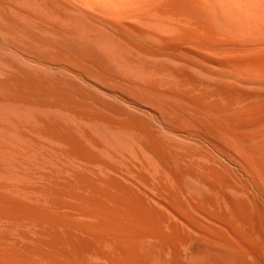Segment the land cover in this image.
<instances>
[{
  "label": "bare ground",
  "instance_id": "obj_1",
  "mask_svg": "<svg viewBox=\"0 0 264 264\" xmlns=\"http://www.w3.org/2000/svg\"><path fill=\"white\" fill-rule=\"evenodd\" d=\"M181 2L116 26L144 55L192 46L264 62V0ZM9 7L0 0V264H75L77 231L86 264H264V125L160 90L101 34L22 24Z\"/></svg>",
  "mask_w": 264,
  "mask_h": 264
},
{
  "label": "rangeland",
  "instance_id": "obj_2",
  "mask_svg": "<svg viewBox=\"0 0 264 264\" xmlns=\"http://www.w3.org/2000/svg\"><path fill=\"white\" fill-rule=\"evenodd\" d=\"M4 1L13 11L12 18L17 19L15 21L19 23L23 24L28 20H33L50 26L72 29L80 34H101L105 36V43H108L107 46L113 49L112 51L117 50V54L122 53L119 54L122 62H130L136 68L140 67L144 72L140 70L148 75L144 79L147 78L146 80L152 84L154 82L160 90L174 89L171 92L196 106L203 104L215 110L223 109L234 113L243 111L244 115L246 113V116L242 118L243 122L254 123L253 127L258 128L264 125V62L247 61L246 57L241 56L239 52L222 54L223 52L216 50H205L204 52L201 50V55L194 51L195 48L192 46L186 47L183 56L174 51L158 56L144 55L136 46L127 41L116 26L115 21L136 25L139 19L158 9L180 5L178 2L183 4L182 0ZM201 14L203 15L198 12V16H201L199 18L231 39L233 32L229 26L220 21L221 24L217 16L207 17ZM138 25L145 27L144 24ZM155 36L154 39H148V41L159 44L161 38L158 34ZM234 44L238 47L236 43ZM189 54H192L191 57L188 56ZM192 56L197 57L199 63L196 59L193 62ZM199 59H202L201 64ZM134 113L138 114L136 111ZM86 252L85 235L77 231L74 243L75 264H86Z\"/></svg>",
  "mask_w": 264,
  "mask_h": 264
}]
</instances>
